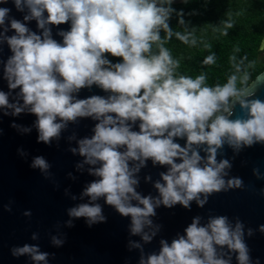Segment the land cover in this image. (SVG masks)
I'll list each match as a JSON object with an SVG mask.
<instances>
[{"label":"clouds","instance_id":"9594fccd","mask_svg":"<svg viewBox=\"0 0 264 264\" xmlns=\"http://www.w3.org/2000/svg\"><path fill=\"white\" fill-rule=\"evenodd\" d=\"M6 2L0 0V4ZM167 2L170 4L171 0ZM14 3L21 11L22 4L26 5L30 15L24 19L35 18L44 31L42 38L30 32L21 21L11 20L16 34L7 37L14 53L5 69L9 87H20L24 105H31L30 112L38 117V142L50 144L59 135L63 124L56 122L57 117L61 121L75 120L78 116L102 117L95 126L94 136L80 141L79 153L89 163L102 162L94 170L101 179L92 182L85 194L92 200L104 196L106 203L121 215H130L133 234L140 233L145 223L151 224L147 217L155 215V210L151 197H141L133 187L137 181L129 169L130 158H152L154 163L171 165L168 173L162 174L166 184L156 183L165 206L180 203L189 207L193 199L203 206L205 201L198 199L200 193L225 189V180L220 174L230 164L227 160L219 163L216 160L217 148L224 139L235 146L264 142V101H241L248 109L247 119L230 120L224 115L211 119L222 104L227 105L229 97L237 96L235 76L223 87L215 88L204 86L203 75L195 79L174 76L178 61L172 59L160 37L161 29L168 38L172 36L168 23L171 9L159 0H14ZM10 11L0 7V25L5 24ZM69 21L71 30L60 32L63 43L53 39L51 28L45 27ZM176 36L188 42L187 36L179 32ZM157 42L159 53L151 54L152 45ZM106 54L121 57L122 62L113 64ZM212 62L211 55L204 60L205 64ZM94 83L116 95L91 96L73 102V92ZM0 106L14 107V114L23 111L22 107L9 104L3 91H0ZM137 119L141 121L140 130L131 131L126 122ZM185 134V147L173 141L174 137ZM202 143L209 146L210 153L204 167H200L202 157L198 151L193 150L189 155L194 144ZM125 145L127 151H119ZM177 157L182 162L176 163ZM31 167L46 171L49 164L37 156ZM241 185L240 178L227 181L228 187ZM132 198L143 207L132 205ZM101 211L98 204H81L70 209L69 216L86 217L91 226L98 219H105ZM198 225L199 217L187 227V238L181 236L170 246L162 242L159 255H151L141 264H228L223 258H217L215 245H227L238 252L239 264H249L239 222L234 230L226 216L210 219L207 226ZM261 231L264 232V225ZM143 238L151 239L147 234ZM53 242L62 243L56 238ZM24 253H31L36 261L46 260L48 255L29 245L15 252Z\"/></svg>","mask_w":264,"mask_h":264},{"label":"water","instance_id":"95a60500","mask_svg":"<svg viewBox=\"0 0 264 264\" xmlns=\"http://www.w3.org/2000/svg\"><path fill=\"white\" fill-rule=\"evenodd\" d=\"M186 1L171 0V4ZM0 7L11 9L5 24L0 25V91L7 94L9 104L23 108L22 112L14 114V107L0 106V264H141L149 256L159 255L162 242L166 241L170 246L181 236L187 238L186 229L194 218L199 217L198 226H207L210 219L218 216H226L233 230L238 222L242 225V240L248 248L249 264H264V232L261 231L264 225V142L235 146L224 139L222 146L217 148L216 160L217 163L227 160L230 164L220 174L225 180V189L211 194L200 193L198 199L205 201L203 206L197 199L191 200L189 207L180 203L165 206L156 183L166 184L162 174L168 173L171 165L154 163L152 158H130L129 169L137 181L133 187L141 197H151L155 210V215L147 217L151 224L145 223L140 233L133 234L130 215H121L113 205L106 203L104 196L92 200L85 194L92 182L101 179L94 170L102 162L89 163L79 153L80 141L94 136L95 126L102 117L78 116L68 121L57 117L56 122L63 124L59 135L53 137L50 144L38 142V117L30 112L31 105H24L20 87H9L5 69L14 55L7 41V37L16 34L11 28V20L21 21L30 32L42 38L44 29L38 27L35 18L24 19L30 15L26 5L22 4L21 11L14 0H7ZM44 17H47L46 11ZM45 27L51 28L53 39L63 43L60 32L70 31L71 21L58 26L46 24ZM258 50L264 51V28ZM71 95L75 102L91 96L107 98L114 94L94 83ZM255 99L264 101V71L232 99L223 115L230 120L247 119L248 109L241 101ZM108 115L115 116L114 113ZM126 123L131 131L140 130L139 119ZM173 141L185 147L187 136H176ZM208 147L204 143L194 144L189 151V155L193 150L199 152L202 157L200 167L208 163ZM119 151L126 152V145L120 146ZM37 156L49 164L46 171L31 167ZM175 160L182 162L179 157ZM232 178H240L242 185L228 187L227 181ZM130 203L143 207L135 198ZM81 204H98L105 219H98L89 226L86 217H70L69 210ZM145 234L151 239L144 240ZM54 238L62 243L55 244ZM25 245L47 253L46 260L36 261L31 253L15 254ZM215 248L217 258H223L228 264H239L237 251L227 245H215Z\"/></svg>","mask_w":264,"mask_h":264},{"label":"trees","instance_id":"16d2710c","mask_svg":"<svg viewBox=\"0 0 264 264\" xmlns=\"http://www.w3.org/2000/svg\"><path fill=\"white\" fill-rule=\"evenodd\" d=\"M160 3L171 9L168 23L172 36L168 38L161 29L160 37L172 59L178 61L174 76L195 79L203 75L204 86L211 88L223 87L235 76L238 96L264 71V51L258 50L263 38L264 0H188L181 4L161 0ZM177 32L187 36L188 42L178 39ZM158 43H153L151 54L159 53ZM210 55L213 62L205 64ZM106 57L113 64L122 62L121 57L111 54ZM235 97H229L227 105L222 104L211 119L223 115Z\"/></svg>","mask_w":264,"mask_h":264}]
</instances>
